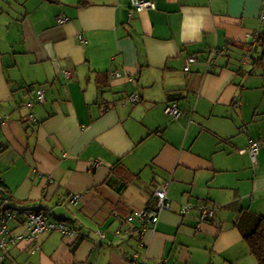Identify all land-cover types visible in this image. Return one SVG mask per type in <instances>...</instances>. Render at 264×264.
Here are the masks:
<instances>
[{"label":"crops","instance_id":"0c3cea01","mask_svg":"<svg viewBox=\"0 0 264 264\" xmlns=\"http://www.w3.org/2000/svg\"><path fill=\"white\" fill-rule=\"evenodd\" d=\"M150 1L0 0V182L77 230L3 264H259L241 219L264 218V0ZM165 187L171 208L141 222Z\"/></svg>","mask_w":264,"mask_h":264},{"label":"built area","instance_id":"2783aa9c","mask_svg":"<svg viewBox=\"0 0 264 264\" xmlns=\"http://www.w3.org/2000/svg\"><path fill=\"white\" fill-rule=\"evenodd\" d=\"M131 7L134 11L141 12L143 10L155 9L154 2L150 0H131ZM68 19L59 18L58 23L63 24L66 23ZM261 21L264 24V11L261 14ZM195 56H190L185 61L184 70L190 71L191 65L196 62ZM37 99L41 103L44 101V90H37ZM132 102H138L139 98L134 96L130 99ZM29 107L33 106V103L28 104ZM165 113L174 119H178L181 116V110L179 106L174 103L166 107ZM29 119L31 122H37V118L34 114L29 115ZM260 145L257 142H251L249 145L248 152L251 154L253 159L257 157L259 153ZM166 187L156 192L157 201L152 205V207L145 208L142 212L137 213V218L141 222H145L147 220H151L152 223H157L159 218V210H162L166 207L171 208V204L167 201L166 195ZM79 196L74 195L72 197V203H76L78 201ZM196 210L199 213V221L201 223H205L214 218L216 212L214 207H209L206 205H201L199 207H195L191 204L182 206L180 209V214L185 216L190 214ZM13 220L23 221L20 231H13L8 228L9 221L13 222ZM58 231L65 235H74L76 232L74 229L69 227L63 222H51L49 221L46 214L43 212L30 211V210H21V209H13L11 211H6L0 217V250H3L5 254L9 250L10 245L16 243L18 240H29L33 243L37 242L39 235L44 232H54ZM104 237L103 234H101ZM2 256H0L1 258ZM136 261V256L133 257V264Z\"/></svg>","mask_w":264,"mask_h":264},{"label":"trees","instance_id":"16d2710c","mask_svg":"<svg viewBox=\"0 0 264 264\" xmlns=\"http://www.w3.org/2000/svg\"><path fill=\"white\" fill-rule=\"evenodd\" d=\"M219 53L220 52L218 50H212V51L208 52V58L206 60L207 64L212 65L215 62V58H216V56ZM195 57L198 60L197 56H195ZM197 60H196V62H197ZM186 72H188V71H186ZM174 103H176L179 106V103L176 101V99L171 100L170 103L167 106H169L171 104H174ZM179 108L181 110V115H182L183 111H182L180 106H179ZM172 119H174V118H172ZM0 192L4 196L3 200H2V205L0 207V217L6 211L8 212V211H11L13 209H21V210H30V211L42 212V211H40L38 209H33L32 210L31 209V207L33 206L32 204H29L27 202H19V201L15 200L13 198V196L10 194V192H8V191H6V189H4V187L2 186L1 182H0ZM28 205H30V206H28ZM34 206H36V205H34ZM43 213L46 214V216L48 217L49 221H51V222H63V223H65L62 220H60V221L59 220L52 221L49 218L50 216L47 213H45V212H43ZM215 217H216V214H215L214 218L212 220H210V221H207V223H209L211 221H214ZM241 220H242V225L245 226V228H243V238L247 242V244H248V246L250 248L251 254L254 255L257 258L259 264H264V218L263 217H259V216L250 215V216H248L246 218H243ZM22 222L23 221H20V220H13V223H15L18 226H21ZM10 224H11V221H9V223H8V228L10 230H12V228H10ZM68 226L75 230L76 233L74 235L76 236L77 235V230L75 228H73L72 226H70V225H68ZM54 232H58V231H54ZM44 233H53V232H44ZM44 233H42V234H44ZM59 233H61V232H59ZM61 234H63V233H61ZM63 235H65V234H63ZM39 237H40V235H39ZM18 241H23V240H18ZM24 241H27V240H24ZM28 242L33 243V242L29 241V240H28ZM16 243H14L12 245H15ZM33 244L35 245V244H37V242H35ZM4 254H5V252L3 250H0V256H2L0 258V264H3V262L5 260V256L6 255H4Z\"/></svg>","mask_w":264,"mask_h":264},{"label":"rangeland","instance_id":"374dc122","mask_svg":"<svg viewBox=\"0 0 264 264\" xmlns=\"http://www.w3.org/2000/svg\"><path fill=\"white\" fill-rule=\"evenodd\" d=\"M134 96H136V95H132V96H130V99L133 98ZM137 97H138V96H137ZM255 159H256V157H255ZM215 212H216V209H215ZM52 216H53V215H52Z\"/></svg>","mask_w":264,"mask_h":264}]
</instances>
